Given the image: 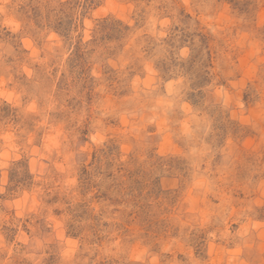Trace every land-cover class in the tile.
Returning a JSON list of instances; mask_svg holds the SVG:
<instances>
[{"label": "rangeland", "instance_id": "obj_1", "mask_svg": "<svg viewBox=\"0 0 264 264\" xmlns=\"http://www.w3.org/2000/svg\"><path fill=\"white\" fill-rule=\"evenodd\" d=\"M0 264H264V0H0Z\"/></svg>", "mask_w": 264, "mask_h": 264}]
</instances>
